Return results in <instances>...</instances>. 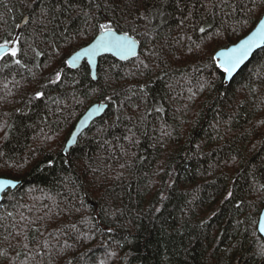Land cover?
Listing matches in <instances>:
<instances>
[{"label":"trees","instance_id":"trees-1","mask_svg":"<svg viewBox=\"0 0 264 264\" xmlns=\"http://www.w3.org/2000/svg\"><path fill=\"white\" fill-rule=\"evenodd\" d=\"M68 3L73 7L64 0H0V38L19 36L28 53L22 57L27 68H3L0 62V176L21 180L4 192L0 225L12 223L8 212L17 220L23 213L40 230L30 229L29 236L49 242L34 257L0 243V251L7 249L0 264H264L258 231L264 207V47L229 83L211 60L258 22L264 14L260 0H227L235 10L213 8L215 17L199 25L212 24L209 34L222 33L211 39L192 31V21L180 25L193 4V20L206 15L201 0H181L183 10L175 0H138L141 11L151 9L146 19L125 0ZM249 7L255 9L251 14ZM84 12L137 37L140 51L128 60L102 55L97 80L84 61L78 68L64 66L60 86L49 84L52 68L45 66L56 49L63 53L55 65H62L73 48L93 37L95 20L86 24ZM205 43L203 53L188 51ZM32 48L46 55L36 57ZM36 90L46 95L38 99ZM96 101L108 102L107 111L66 153L76 122ZM228 192L233 195L226 199ZM6 234L0 227V240ZM65 241L72 247L65 248Z\"/></svg>","mask_w":264,"mask_h":264},{"label":"snow or ice","instance_id":"snow-or-ice-1","mask_svg":"<svg viewBox=\"0 0 264 264\" xmlns=\"http://www.w3.org/2000/svg\"><path fill=\"white\" fill-rule=\"evenodd\" d=\"M93 3H95V0H89L90 6ZM160 3L166 4L167 0H160ZM64 4L67 7H73V5L68 3V0H64ZM175 4L178 9L183 10L181 6V0H175ZM252 4L256 5V0H252ZM95 6L97 9L101 7L99 3H96ZM107 6L109 5L105 4V7ZM125 6L131 7L140 18L144 19L147 18L145 13L151 11V9L147 8H145L144 11H141L140 6H138V0H125ZM218 6H228L232 7L233 10H235L234 6L228 5L227 0H219V5L216 4L214 0H208L207 3H204L203 0H201V7L205 9L206 15H201L199 21L193 20V14L195 10V4H193L192 8L184 16V19L180 20V25H184L185 21H192V23L190 24V28L192 31L204 33L205 35L209 36V39H211L212 36H220L222 35L220 31H216L214 33L209 34L208 29L212 28V24H208V29L203 26H199L201 22L206 21L207 16H211L213 18L215 17L216 13L213 11V8ZM257 7L264 9V0H260V3L259 5H257ZM57 10L60 9L58 8ZM155 10L156 13L161 17H164L166 15V13L160 8H156ZM254 11L255 9L252 7H249L247 9V12L249 14L253 13ZM47 14L48 10L42 8L41 15L47 16ZM83 15L86 17V24L89 21L95 20V23L91 25V27L94 29L93 37L90 41L87 42V46H79V50L73 48L72 51L67 54V57L62 59V65H55V60L61 57L63 53L62 49H56L55 55L52 56V63L45 66L52 68L50 75L47 77L49 84H55L57 86H60V84L63 83L64 79V66H67L68 68H75L78 66V62L82 59H86L89 65L95 66L96 57L102 53L110 52L113 55L119 57L120 59H126L129 56L136 55L137 40L134 39L129 34V32L121 31L119 28L114 26L112 20H109L107 18L103 21H100L96 18L94 13L84 12ZM256 19L258 22L253 24L252 28L249 29L247 34L244 35L242 39H239L238 42H233L230 47H222L219 51H216L213 56H211L212 62L216 65L218 69H222L223 74H225L226 76H231L240 67V65L243 64L246 59H248L250 54L253 53L254 49L264 47V18H262L261 15H258ZM161 22L163 23L164 20H162ZM247 22V19H245L242 23L247 24ZM38 23L43 24V20L38 21ZM17 27H19V25H17ZM232 31L235 32V29L233 28ZM79 35L83 36L85 35V33L81 32L79 33ZM65 39L67 41L68 38L65 37ZM189 39H191V37H189ZM53 47L55 48V45H53ZM206 48V43L203 45L197 44L196 49L189 47L188 51L191 53L195 50H199L201 53H203ZM32 52L35 54L36 57H42L46 55L45 51H40L36 48H32ZM27 55L28 53L24 50L19 36L15 38H0V62H3V68H10L11 65H17L21 68H27V64L22 59V57ZM36 67H40V65L37 64ZM145 67H147V65H145ZM2 70L3 69H0V71ZM28 71L31 73L32 70L28 69ZM32 75L33 77H35V73H32ZM92 78H97L95 72L92 73ZM262 83H264V81H262ZM43 87H47V85H43ZM34 95L36 98L39 99L44 97L46 93L42 90H36L34 92ZM109 99H111V97H109ZM102 107V105H99L97 106V109ZM17 111H19V109H17ZM260 123L264 124V120H261ZM2 129L3 126H0V130ZM7 135V132H5L4 139H7ZM75 136L76 133H72L73 139H69V144L75 142ZM47 139H52V137L49 136L47 137ZM125 139L131 141L132 137L126 136ZM0 155H3V153H0ZM52 163V160L48 161L49 165H51ZM121 167H123V165H121ZM16 184L17 181L14 179L0 178V190H4L8 186L15 187ZM232 195V192H228L226 199L228 197H231ZM76 211H79V209H76ZM156 211L158 212L160 211V209L157 208ZM6 215L7 217L12 218V223L10 225H0V227H3L5 232L7 233L6 235H3V238L2 240H0V243H7L8 248L19 246L25 251L26 255L31 253L33 257L43 255V253L41 252V248H49L48 240H37L35 236H29L30 229H32L34 232L40 231L39 228H33L36 221L25 217L23 213L20 214L18 220L13 216L11 212H8ZM4 219L5 217L0 216V220ZM37 219L42 220L43 217H37ZM9 227L12 229V231H8ZM71 228L75 229L76 225L72 224ZM107 231L111 232L112 229L109 228ZM260 231L264 232V226L261 227ZM12 241H15L16 244L13 245ZM29 243H36L37 247L35 249H30ZM71 247L72 245L67 244V242L65 241V248ZM0 255L6 256L7 249L0 251ZM16 255L19 256L20 252H17ZM112 255H115V253H112ZM67 264H74V261L69 259ZM101 264H103V261H101Z\"/></svg>","mask_w":264,"mask_h":264},{"label":"water","instance_id":"water-1","mask_svg":"<svg viewBox=\"0 0 264 264\" xmlns=\"http://www.w3.org/2000/svg\"><path fill=\"white\" fill-rule=\"evenodd\" d=\"M262 18H264V14L262 15ZM26 19H27V16H25V18H24V20H23V22L24 21H26ZM131 35V34H130ZM134 39H136L137 40V46H136V55L139 53V51H140V42H139V40H138V38L137 37H135V36H133V35H131ZM244 37V36H243ZM242 37V38H243ZM242 38H240V39H242ZM238 42V41H237ZM232 44H230L228 47H230ZM84 46H87V44L86 45H84ZM262 48V47H261ZM221 48H219L217 51H219ZM260 48H257V49H254L253 50V53L252 54H250V56L248 57V59H246L245 61H244V63L243 64H241L240 65V67L231 75V76H226L225 75V82L226 83H229L230 82V80L238 73V71L250 60V58L252 57V55L257 51V50H259ZM77 50H79V48L77 49ZM104 54H111V55H113L112 53H102V54H100V55H98L97 57H96V64H95V66H93V65H89L90 66V72H91V76H92V73L93 72H95V74H96V79H94V80H97L98 79V75H97V67H98V63H99V58L102 56V55H104ZM135 55V56H136ZM115 58H117V59H119V60H128V59H130V58H133L134 56H129V57H127L126 59H120L119 57H117V56H115V55H113ZM84 61H87L86 59H82L81 61H79L78 62V66L77 67H75V68H78ZM88 63V62H87ZM99 105H102L103 107L102 108H99V109H97V106H99ZM108 107H109V103L108 102H105V101H96V102H94V103H92L86 110H85V112L80 116V118L78 119V121L76 122V124H75V126H74V128H73V130H72V132H71V134L69 135V137H68V139H67V141H66V143H65V152L66 153H68L69 152V150H70V148L74 145V144H76L77 143V141H78V139H79V137L81 136V134L91 125V123L95 120V119H97V118H99V117H101V116H103L104 114H105V112L107 111V109H108ZM82 121H83V123H82ZM72 133H76V136H75V138H74V140H75V142L74 143H72V144H69L68 143V141H69V139H73V137H72ZM0 178H4V179H13V178H10V177H5V176H0ZM14 180H16L17 181V184H16V186L15 187H11V186H8L7 188H5L4 190H0V203L2 202V199H3V195H4V192L5 191H7L8 189H14V188H16L20 183H21V180H17V179H14ZM262 226H264V207L262 208V210H261V212H260V215H259V220H258V231H259V233L263 236V238H264V232H261L260 231V229H261V227Z\"/></svg>","mask_w":264,"mask_h":264},{"label":"rangeland","instance_id":"rangeland-1","mask_svg":"<svg viewBox=\"0 0 264 264\" xmlns=\"http://www.w3.org/2000/svg\"><path fill=\"white\" fill-rule=\"evenodd\" d=\"M17 37V36H16Z\"/></svg>","mask_w":264,"mask_h":264}]
</instances>
